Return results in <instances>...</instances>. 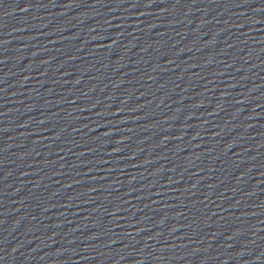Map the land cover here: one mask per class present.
<instances>
[{
    "label": "water",
    "instance_id": "obj_1",
    "mask_svg": "<svg viewBox=\"0 0 264 264\" xmlns=\"http://www.w3.org/2000/svg\"><path fill=\"white\" fill-rule=\"evenodd\" d=\"M0 264H264V0H0Z\"/></svg>",
    "mask_w": 264,
    "mask_h": 264
}]
</instances>
